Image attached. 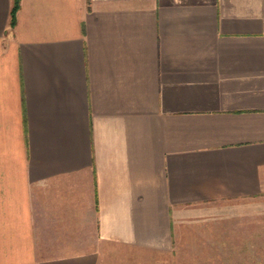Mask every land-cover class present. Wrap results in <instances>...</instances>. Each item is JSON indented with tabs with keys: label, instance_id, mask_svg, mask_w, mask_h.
I'll return each instance as SVG.
<instances>
[{
	"label": "crops",
	"instance_id": "obj_1",
	"mask_svg": "<svg viewBox=\"0 0 264 264\" xmlns=\"http://www.w3.org/2000/svg\"><path fill=\"white\" fill-rule=\"evenodd\" d=\"M11 5L0 264L227 255L226 208L264 198V0H20L14 26Z\"/></svg>",
	"mask_w": 264,
	"mask_h": 264
},
{
	"label": "rangeland",
	"instance_id": "obj_2",
	"mask_svg": "<svg viewBox=\"0 0 264 264\" xmlns=\"http://www.w3.org/2000/svg\"><path fill=\"white\" fill-rule=\"evenodd\" d=\"M226 209L229 216L238 214L239 221L228 220V222L221 223L219 224L221 227L218 228L219 231L214 232V237L218 236V238L213 239L214 249L219 245L222 246V242L223 245L227 243L228 254L213 255V264H220L218 259L221 258H223L224 263L228 264H264V198L255 201H243L239 206H235L234 202ZM228 233L229 239L221 240L219 236L225 237ZM243 234L244 238L241 237ZM252 234L254 236H251ZM198 241L200 240L198 239ZM223 252L225 251L223 250Z\"/></svg>",
	"mask_w": 264,
	"mask_h": 264
},
{
	"label": "trees",
	"instance_id": "obj_3",
	"mask_svg": "<svg viewBox=\"0 0 264 264\" xmlns=\"http://www.w3.org/2000/svg\"><path fill=\"white\" fill-rule=\"evenodd\" d=\"M20 6V0H12V5L10 8V19L9 24L10 26H14L16 21V12L18 11Z\"/></svg>",
	"mask_w": 264,
	"mask_h": 264
}]
</instances>
